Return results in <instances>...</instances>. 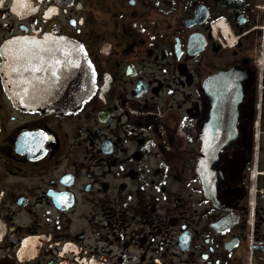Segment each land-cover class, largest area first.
<instances>
[{"label": "flooded vegetation", "instance_id": "obj_1", "mask_svg": "<svg viewBox=\"0 0 264 264\" xmlns=\"http://www.w3.org/2000/svg\"><path fill=\"white\" fill-rule=\"evenodd\" d=\"M75 45L91 97L23 105ZM2 54L0 264H264V0H0Z\"/></svg>", "mask_w": 264, "mask_h": 264}, {"label": "water", "instance_id": "obj_2", "mask_svg": "<svg viewBox=\"0 0 264 264\" xmlns=\"http://www.w3.org/2000/svg\"><path fill=\"white\" fill-rule=\"evenodd\" d=\"M2 57L4 58L5 55L2 54ZM63 59L65 60L63 75H52L50 79L52 84L38 85L37 90L35 92L30 91L28 96H23L20 92L21 94L18 96L23 97V100L26 97L31 98V101H27L30 103V108L46 101L54 104L56 111L60 113L73 112L78 110L91 97L93 73L82 50L75 45L74 52L70 49L69 56L65 54ZM0 72L4 78L6 73L5 58L1 64ZM22 74L23 78L28 76ZM13 96L19 98L15 93H13ZM24 103L22 104L24 105Z\"/></svg>", "mask_w": 264, "mask_h": 264}, {"label": "snow or ice", "instance_id": "obj_3", "mask_svg": "<svg viewBox=\"0 0 264 264\" xmlns=\"http://www.w3.org/2000/svg\"><path fill=\"white\" fill-rule=\"evenodd\" d=\"M25 6V5H22ZM27 40V38H24ZM7 43L12 44L14 41H8ZM27 45H31L30 47ZM43 51H51V49H45L41 43L35 39H32L30 41H27V44L24 48L18 49L16 52V58L19 61L21 58L25 59L27 61V64L30 66V69L32 72H39L43 71L44 69L42 67L37 66L33 63V61H41L43 63V57L41 56V52ZM13 53L11 51L7 52L6 55H12ZM59 61H55L53 63L52 72L53 75H55V65L58 64ZM23 66V65H22ZM6 67L10 68L12 72H17V68L13 67L11 65H6ZM25 70H28L27 68ZM7 75V72L5 73ZM20 80L16 82V86L21 89V93L23 96L29 95V87L32 88V90L35 92L37 90V86L32 83L31 80H27L23 78V74L20 73ZM9 83H12L13 81L9 80ZM42 83V81H41ZM21 93H17V95H20ZM23 102V97H22Z\"/></svg>", "mask_w": 264, "mask_h": 264}, {"label": "built area", "instance_id": "obj_4", "mask_svg": "<svg viewBox=\"0 0 264 264\" xmlns=\"http://www.w3.org/2000/svg\"><path fill=\"white\" fill-rule=\"evenodd\" d=\"M256 63H257V67L258 70L263 78L264 75V55L262 54V56H258V58L256 59Z\"/></svg>", "mask_w": 264, "mask_h": 264}]
</instances>
